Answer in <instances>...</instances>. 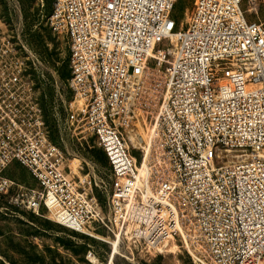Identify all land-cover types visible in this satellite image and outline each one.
<instances>
[{"label":"built area","instance_id":"built-area-1","mask_svg":"<svg viewBox=\"0 0 264 264\" xmlns=\"http://www.w3.org/2000/svg\"><path fill=\"white\" fill-rule=\"evenodd\" d=\"M177 1L53 0L48 22L70 50L65 124L108 157L106 210L49 139L27 65L15 49L0 57V199L147 253L175 244L195 264H264V0H193L182 25ZM153 60L167 63L166 90L146 143ZM14 162L37 186L6 173Z\"/></svg>","mask_w":264,"mask_h":264},{"label":"rangeland","instance_id":"rangeland-1","mask_svg":"<svg viewBox=\"0 0 264 264\" xmlns=\"http://www.w3.org/2000/svg\"><path fill=\"white\" fill-rule=\"evenodd\" d=\"M50 10L51 0H0V57H12L11 51L15 49L27 65L36 83L49 139L64 152L67 171L77 181L79 176L85 179L87 189L92 182L93 193L101 196L106 210L107 196L103 190L110 168L103 151L93 137L77 139L65 124L67 107L74 97L70 86L71 67L70 63L66 67L67 80L61 78L58 68L68 58L69 40L51 28ZM192 10L193 0L177 1L174 15L180 25L187 23ZM166 66L167 63L158 66L153 60L140 92L139 131L146 143L166 90ZM131 147L141 161L142 150ZM6 173L27 186H37L30 171L17 162L12 163ZM99 233L108 241L0 199V264H195L188 252L178 245L174 250L175 244L169 246L168 251L147 253L128 241L119 242V253L111 259L112 242L119 238L103 228Z\"/></svg>","mask_w":264,"mask_h":264},{"label":"trees","instance_id":"trees-1","mask_svg":"<svg viewBox=\"0 0 264 264\" xmlns=\"http://www.w3.org/2000/svg\"><path fill=\"white\" fill-rule=\"evenodd\" d=\"M52 3H53V0H51V10H52ZM51 10H50V13H51ZM70 63V50H69V55H68V58L64 59L63 60V64H62V67H59V72H60V76L63 80H67L69 78V74L68 72L66 71V67L67 65ZM47 95V94H46ZM102 151H103V154H104V157H105V161L107 163V166H109V161H108V157L105 153V151L100 148ZM110 168V166H109ZM98 199L100 200V202L102 201V198L100 195H97Z\"/></svg>","mask_w":264,"mask_h":264},{"label":"bare ground","instance_id":"bare-ground-1","mask_svg":"<svg viewBox=\"0 0 264 264\" xmlns=\"http://www.w3.org/2000/svg\"><path fill=\"white\" fill-rule=\"evenodd\" d=\"M151 142H152V138H151ZM144 171H145V167L143 166V167L141 168V172H144ZM119 242H120L119 239L114 240V241L112 242V253H111V259H113V258L116 256V254L119 253ZM176 247H177V245H173V246H172L173 250H174ZM173 250H172V251H173ZM111 262H112V260H111Z\"/></svg>","mask_w":264,"mask_h":264}]
</instances>
